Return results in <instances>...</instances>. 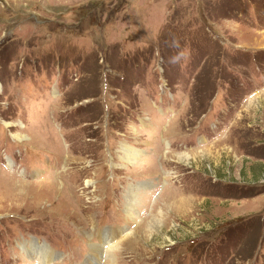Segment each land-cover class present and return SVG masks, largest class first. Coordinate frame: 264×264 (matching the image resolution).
<instances>
[{
    "label": "rangeland",
    "instance_id": "rangeland-1",
    "mask_svg": "<svg viewBox=\"0 0 264 264\" xmlns=\"http://www.w3.org/2000/svg\"><path fill=\"white\" fill-rule=\"evenodd\" d=\"M92 263L264 264V0H0V264Z\"/></svg>",
    "mask_w": 264,
    "mask_h": 264
},
{
    "label": "bare ground",
    "instance_id": "bare-ground-1",
    "mask_svg": "<svg viewBox=\"0 0 264 264\" xmlns=\"http://www.w3.org/2000/svg\"><path fill=\"white\" fill-rule=\"evenodd\" d=\"M257 97V96H256ZM128 147V146H127ZM127 147H125V146H123L122 148H121V151H123L124 152V154L125 155H127L128 157H130L131 155H135V156H137L138 155V153H137V150H134L133 149V151H132V149H127ZM130 151V152H129ZM139 151V150H138ZM203 151V150H202ZM201 151V152H202ZM202 154V153H201ZM177 155V154H176ZM134 156V157H135ZM186 156H188V154L187 153H185V154H181V155H177L176 157L177 158H181V159H183V157H186ZM126 157V156H125ZM125 158V160L126 161H130V159H132V158ZM176 158V159H177ZM136 160V159H135ZM186 160V159H185ZM15 183H17V184H20L19 186H23V185H21V182H17V181H15ZM150 185L152 184V183H150V182H148ZM149 184H144L143 185V187H142V189L141 190H143V191H137V189H135V186H133V185H128V189H127V191H126V195L125 196H127V199H126V202H127V205L128 206H133V207H135L136 206V204L138 205L140 202L139 201H141V200H139V198L141 199V195L143 196V195H145L146 194V188L148 187V185ZM25 185V184H24ZM139 190V189H138ZM140 194V195H139ZM128 211V210H127ZM155 219H156V217L155 216H153L152 217V219L150 220V222H149V225H151V223H154V221H155ZM136 232V231H135ZM151 233V232H150ZM99 234H100V232L98 231V233H97V236L99 237ZM128 235V234H127ZM131 235H134V233L132 232V234ZM138 235V234H137ZM151 235V234H150ZM101 241H102V238L100 239ZM106 241V240H105ZM118 242V241H117ZM90 245V244H89ZM94 249H93V254L94 255H97V252L99 251L98 249H100L101 251H102V247H101V244L100 243H94ZM115 246V245H114ZM110 247V251L112 250V247H111V245L109 246ZM24 250H25V253H26V255H27V257L28 256H31V254L30 253H32L33 252V255L34 256H36L37 257V259H48L49 257H50V255H52L51 254V252H49V250L46 248V246L45 245H43V246H40V244L39 245H36V243L34 244V245H30L29 246V249H26V248H24ZM93 260H96V259H93ZM42 261V260H41ZM93 264V263H92Z\"/></svg>",
    "mask_w": 264,
    "mask_h": 264
}]
</instances>
